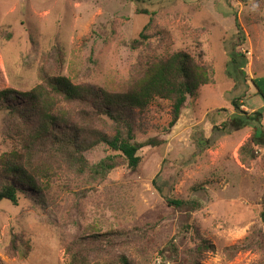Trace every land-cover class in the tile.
<instances>
[{
	"label": "rangeland",
	"instance_id": "rangeland-1",
	"mask_svg": "<svg viewBox=\"0 0 264 264\" xmlns=\"http://www.w3.org/2000/svg\"><path fill=\"white\" fill-rule=\"evenodd\" d=\"M148 21V39L132 48ZM178 50L205 64L210 80L175 125L167 128L170 102L152 101L135 117V140L149 141L135 169L103 143L84 152L88 164L113 156L101 177L38 152L40 188L24 183L17 203L0 200V264H67V247L84 264H123L117 254L132 264H192L200 236L213 246L200 250L204 264H264V133L253 158L240 152L255 129L264 132V0H0V92L28 91L42 75L117 92ZM4 104L0 156L23 152L29 126ZM105 233L115 239L90 237Z\"/></svg>",
	"mask_w": 264,
	"mask_h": 264
},
{
	"label": "trees",
	"instance_id": "trees-1",
	"mask_svg": "<svg viewBox=\"0 0 264 264\" xmlns=\"http://www.w3.org/2000/svg\"><path fill=\"white\" fill-rule=\"evenodd\" d=\"M150 21L144 25L138 37L131 40L132 48L139 47L148 39L145 30ZM236 26L239 27L237 20ZM209 80L210 70L205 64L197 61L188 52L178 50L149 65L138 80L117 92L91 84L73 83L66 76L47 75H42L41 81L28 91L0 92V102L4 99L9 114L26 116L29 123L24 130L23 152L12 150L0 156V200L7 199L17 203L18 193L23 191L21 186L24 183L32 188H40L38 169L42 173L44 170L34 161L38 152L55 151L79 172H88L95 178L101 177L114 167L113 156L107 155L95 164H88L84 152L103 143L109 150L119 152L125 158L128 168L135 169L140 162L137 151L149 142L140 143L135 140L134 132L138 122L136 115L147 109L157 98L168 100L169 129L179 119L186 98L193 96ZM13 99L16 103L10 102ZM74 104L85 106L75 116L70 115L67 110ZM241 105L239 99L232 100L236 111L246 113L240 109ZM92 120L102 121L103 125L112 129L111 133L90 125ZM263 133L255 129L241 146V154L253 158V146L263 143L260 140ZM35 144L38 146L37 150ZM166 202L177 209L185 208L189 211L199 207V203L193 199L167 198ZM260 216L264 221V204ZM113 236L114 233H105L90 237L99 240L106 238L111 243L115 239ZM168 244L172 245L175 254L173 241ZM210 248L213 246L200 236L192 264H204L200 260V250ZM66 253L69 256L67 264H84L85 254L79 255L72 247H67ZM117 259L123 264H132L122 254H117Z\"/></svg>",
	"mask_w": 264,
	"mask_h": 264
}]
</instances>
